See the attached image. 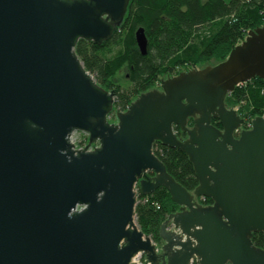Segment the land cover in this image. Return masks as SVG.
Segmentation results:
<instances>
[{"label": "water", "instance_id": "95a60500", "mask_svg": "<svg viewBox=\"0 0 264 264\" xmlns=\"http://www.w3.org/2000/svg\"><path fill=\"white\" fill-rule=\"evenodd\" d=\"M130 1L0 0V264H264L252 240L264 233V117L237 138L245 120L226 106L240 84L264 79V25L219 64L141 94L112 124L115 92L76 46L110 39ZM135 39L147 55L146 30ZM76 131L90 136L83 150ZM156 142L188 155L193 192L167 172ZM136 185L146 196L165 187L180 207L161 226V252L137 224Z\"/></svg>", "mask_w": 264, "mask_h": 264}, {"label": "trees", "instance_id": "16d2710c", "mask_svg": "<svg viewBox=\"0 0 264 264\" xmlns=\"http://www.w3.org/2000/svg\"><path fill=\"white\" fill-rule=\"evenodd\" d=\"M263 24L264 0H131L123 24L110 39L101 45L80 40L76 53L98 84L115 92L114 108L123 112L141 94L155 88L164 76L177 75L180 67H194L212 59L226 60L245 40L247 32ZM139 28L146 30L149 40L145 56L135 39ZM123 68L130 82L127 88L114 81ZM226 106L237 108L247 121L264 116V79L257 77L236 87L226 97ZM216 121L213 118L212 123L218 127ZM188 125L194 126L193 118ZM175 132L181 140L187 136L179 126ZM153 149L179 184L190 192L197 188L199 181L187 154L160 142ZM138 201L139 228L155 243L162 244L161 226L180 207L165 187L148 196L140 192ZM204 204L211 205L213 201L207 198ZM252 240L264 250L263 232L254 233Z\"/></svg>", "mask_w": 264, "mask_h": 264}, {"label": "rangeland", "instance_id": "374dc122", "mask_svg": "<svg viewBox=\"0 0 264 264\" xmlns=\"http://www.w3.org/2000/svg\"><path fill=\"white\" fill-rule=\"evenodd\" d=\"M227 1H229V0H227ZM264 25V24H263ZM247 33H249V32H247ZM247 36H248V34H247ZM246 36V37H247ZM222 62V61H221ZM209 65H211V66H214V65H217V64H219L220 63V60H218V59H212L211 61H209V62H207ZM198 65H196V66H194V67H192L191 65H189V66H183V67H180L178 70H177V75L178 74H180V73H182V72H187V71H190L191 69H193V68H195V69H199L198 67H197ZM177 75H175V76H177ZM127 76V70L126 69H122L121 71H119V73L117 74V76H116V78H115V82L118 84V85H121L122 87H124V88H127V87H129L130 86V82H128V76ZM172 77H174V76H172ZM169 77L168 76H164L163 78H162V80L160 81V83L155 87V88H153V89H156V90H161L162 89V81L163 80H166V79H168ZM152 89V90H153ZM233 109H236L237 111H238V109L237 108H233ZM117 113H118V110H116L115 108H114V110H113V112L109 115V122L110 123H112V124H118L119 123V120H118V118H117ZM245 113V112H244ZM238 114H239V112H238ZM240 115V114H239ZM241 116V115H240ZM242 117V116H241ZM243 118V117H242ZM243 119H245V118H243ZM255 118H253L252 119V121L254 120ZM246 120V119H245ZM176 133V132H175ZM177 134V133H176ZM81 135V137L82 138H85V135L82 133V134H80ZM237 138H239L240 137V135H238V136H236ZM186 139H188V136H186L185 138H183V140H186ZM150 173V172H149ZM148 174V173H147ZM153 174V173H152ZM154 175V174H153ZM137 185H136V188H135V191H136V194H137ZM137 197H138V195H137ZM198 203L199 204H201V205H203V206H208V205H205L204 204V202L202 203V199H198ZM153 244L156 246V250H157V252H161L162 250H161V248H162V245H163V242H162V244H157V243H155L154 241H153Z\"/></svg>", "mask_w": 264, "mask_h": 264}, {"label": "built area", "instance_id": "2783aa9c", "mask_svg": "<svg viewBox=\"0 0 264 264\" xmlns=\"http://www.w3.org/2000/svg\"><path fill=\"white\" fill-rule=\"evenodd\" d=\"M241 85V84H240ZM262 117H264V116H262ZM250 127H252V120H250V121H247L246 120V127H244V128H239V129H237L236 131H235V136L237 135H240L241 134V131L243 130V129H245V128H250ZM84 134L85 135V138H82L81 137V135L80 134ZM89 134L88 133H85V132H80V131H76V132H74L73 134H72V136H71V138H70V140H71V143L74 145V147H75V149H77V150H83V149H85V147L88 145V143H89ZM100 146V143L99 142H97V143H95V144H92V145H90V146H88V150L89 151H93V150H95L96 148H98ZM137 195H138V197H139V193L141 192L140 191V188H139V186L137 185ZM199 199H202V203L203 202H205L206 200H207V198L206 197H201V198H199ZM196 262V261H195ZM195 262H193V264L195 263Z\"/></svg>", "mask_w": 264, "mask_h": 264}, {"label": "flooded vegetation", "instance_id": "af4514ba", "mask_svg": "<svg viewBox=\"0 0 264 264\" xmlns=\"http://www.w3.org/2000/svg\"><path fill=\"white\" fill-rule=\"evenodd\" d=\"M216 124L218 125V128L219 129H222V125H221V123L219 122V121H216ZM245 124H246V121H245ZM243 126V125H242ZM246 127V126H245ZM249 129H251V128H245V129H243V130H249ZM237 136V135H236ZM153 176V174L152 173H148L147 174V177L148 178H151Z\"/></svg>", "mask_w": 264, "mask_h": 264}, {"label": "bare ground", "instance_id": "6f19581e", "mask_svg": "<svg viewBox=\"0 0 264 264\" xmlns=\"http://www.w3.org/2000/svg\"><path fill=\"white\" fill-rule=\"evenodd\" d=\"M238 112V111H237ZM245 120V119H244ZM246 121V120H245ZM246 124L244 123L243 124V126H241L240 128H244V126H245ZM250 128H252V127H250ZM239 129V128H238ZM250 130V129H249ZM242 131H244V130H242ZM241 135V134H240ZM138 198V197H137ZM139 202V201H138Z\"/></svg>", "mask_w": 264, "mask_h": 264}]
</instances>
